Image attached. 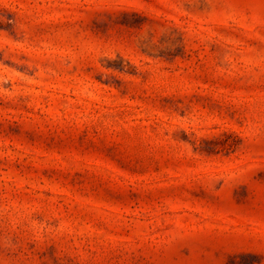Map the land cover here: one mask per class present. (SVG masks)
Segmentation results:
<instances>
[{"label":"rangeland","instance_id":"1","mask_svg":"<svg viewBox=\"0 0 264 264\" xmlns=\"http://www.w3.org/2000/svg\"><path fill=\"white\" fill-rule=\"evenodd\" d=\"M0 264H264V0H0Z\"/></svg>","mask_w":264,"mask_h":264}]
</instances>
